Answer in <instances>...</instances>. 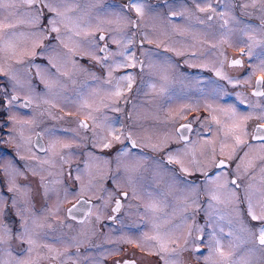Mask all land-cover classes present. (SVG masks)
Masks as SVG:
<instances>
[{"label": "flooded vegetation", "instance_id": "obj_1", "mask_svg": "<svg viewBox=\"0 0 264 264\" xmlns=\"http://www.w3.org/2000/svg\"><path fill=\"white\" fill-rule=\"evenodd\" d=\"M178 1L186 4L189 2V0H161L158 3ZM207 1L213 9L206 14L208 18L213 19L214 9H218V6L222 8L225 0ZM229 1L234 13L239 16L242 13L239 9L240 0ZM35 5L36 10L39 8L41 13L36 31L25 27L24 13L20 10L13 12V0H3V5L0 6V23L4 26L0 29V37H4L0 38V237H3V241L0 242V264H19L21 259L25 261V264H123L124 261L134 262V264H165V261H170L171 264H205L206 262L217 264L214 253L211 256L208 255L209 244L215 245L217 240L222 243L224 257L235 258L234 256L241 251L239 247L247 246L248 249L250 248L249 259H253V264H264V249L257 244L256 236L241 231L244 223L253 227L264 223V221H252L247 215L245 199L247 197L251 200L254 210L257 215H260L261 210L264 209V145L254 141L252 137L255 128L264 124V120L258 115L260 108H256L254 112L251 105L264 107V97L252 94L256 88L257 79L264 75V72H258L252 80H247L238 87L244 96L241 99L242 102L235 103V107H232L230 103L232 98L230 82L220 76L217 82L225 87L223 89L225 94L220 100L213 90L200 89L204 90L201 91L202 98L211 94L210 105H207V108L200 106L198 109H190L187 116L178 117L176 115L178 106L174 100L179 95L176 97L174 92H170L166 73L164 68L160 67L158 82L164 92L161 100L162 121L165 125V127L162 125L164 150L152 154L151 170L155 174L142 176L139 171L136 175L125 177L122 176L121 170H117L116 166L113 167V163L77 164L76 149H92L97 155L107 157L118 150L122 151L124 145L133 149L132 152L140 146L133 137L135 132L134 127H131L130 112L123 111V114L119 112L118 99L115 101L114 98V104H112L118 111L113 108L107 109L109 113L101 115L95 114L97 113L95 104L91 103L88 108L84 107L89 114L82 112L78 114L71 109L66 111L60 106L55 107L56 104L53 102L45 103L41 107L33 104L34 99L36 100L41 93L44 101L48 76L51 86L50 42L60 46L58 32L52 31V25L47 21L49 10L45 9L41 0H37ZM36 14H38L37 11ZM168 16L173 19L179 17V13L168 12ZM260 16L261 19L252 14L245 17L249 22H257V25L264 26V8ZM228 18L230 23L232 17L228 16ZM6 21H9L10 25L12 23L15 25L7 27L9 23L6 25ZM108 24L105 28L94 29V44L90 42L91 36L88 39L91 47L95 49L96 57L88 50H86L88 53H84L83 50L73 52L78 55L77 59L80 63L87 69L97 70L99 76L106 74L105 65L111 62V57L108 56L105 59L104 53L100 52L99 48L107 46L109 52L114 48L113 42L108 39ZM225 26L227 25H224V28ZM236 27L237 24L232 29L236 31ZM137 33L139 36L137 43L140 47L143 45L151 51H159L161 54L165 52L175 56L176 50L169 46L162 47L156 39L144 38L142 34L140 35V30H137ZM75 34H80V31L75 29ZM229 34L237 41L241 39V34L237 31L236 34ZM6 36L8 37L5 38ZM101 36L104 37L103 40H100ZM17 39L19 42L15 43ZM24 45L30 47V54L24 49L15 56L7 53L9 48L15 49L17 46ZM228 46L230 48H226L228 59L225 68L227 72L243 76L246 69L250 67L245 47L241 45V42L237 49L236 46ZM37 54H41V58L37 57ZM175 59L178 65L180 63L184 69L188 68L186 73L202 71V67L198 65L192 66L183 59L179 60L177 57ZM233 60H239L241 64L234 65ZM137 61L136 68L143 74L144 67L142 68L139 61H142L144 65L147 57L143 55L140 57L137 53ZM82 64H79L78 73L84 72ZM206 69L210 74L209 78L217 80L214 77L213 68ZM44 71L46 82L42 79ZM57 75H60L59 70ZM22 87L30 92L22 93L20 90ZM205 91L208 92L207 95ZM33 95L37 97L34 98ZM128 96L130 97L125 105L129 109L133 97L130 94ZM12 97L16 99L13 100ZM221 100L223 102L219 105L218 101ZM233 108L238 112L237 118L241 117L245 133H247L242 144L236 143L235 134L229 131L232 129L230 124L227 126V120L231 119ZM219 110L225 113L219 116ZM55 111L62 117L54 118ZM170 112L175 114L172 119H170ZM249 114H251L250 118L244 120V117ZM203 116L208 117L206 122L209 121L211 126L205 128L204 133L213 134L210 141L206 142L208 151L214 152L213 161L208 164L209 168H204L203 162L200 166L198 165L204 149L196 133H200V127L205 125L200 121ZM81 123H86L88 128L80 127ZM187 124H191V129L187 138L182 140L177 134V129ZM74 133H78V136ZM81 135H84L86 140L84 145L82 142L76 144L74 140ZM114 135L119 136L120 139H115ZM59 138L62 139L59 140ZM89 138L90 141H87ZM95 141L101 142L100 145L94 143ZM105 141L109 144L108 147H104ZM132 142H135V148L131 147ZM62 144L67 145L68 148L66 149L67 162L54 168H43V155H48L57 164H59V158L64 160L65 152L60 149L58 151L59 145ZM52 145H55L54 150ZM169 153L173 154L179 162L169 163ZM220 161L225 163V168L217 167ZM187 163L191 165V171L185 172L183 169H186L184 167ZM13 165L15 168L12 167ZM103 165L108 166L99 168ZM206 176L210 178L207 182ZM214 176H218L219 179H211ZM232 180H236L238 188L231 184ZM209 181L214 188H209ZM82 188L83 192H81ZM144 192L156 193L160 198L158 201L147 204L142 196ZM193 192L196 195V202L186 197L191 196ZM210 192L218 197L215 199L216 208L212 211H210ZM124 193H127L126 197ZM117 200L121 205L118 210H116ZM13 201H15L14 205ZM82 201H88V204L79 207ZM183 204L186 205L187 212L191 214L195 212L196 217L190 222L194 227H200L202 230L194 231L184 239L181 238L182 235L178 230L172 236H161V238L153 233H151L153 235L146 233L150 225L158 231L170 229L165 220L148 223L147 211H152L159 216H173L174 222L177 223L180 206ZM73 205H77L79 210L74 216H70L68 209ZM44 209L48 210V217H45ZM211 215L213 216L210 218ZM220 216L229 218L236 236H229L228 222L225 231L216 234L212 232V219L221 222ZM5 227L11 230V236L4 235ZM25 228L27 231L20 238ZM207 229H210L211 234L207 233ZM220 229L223 228L220 227ZM238 232L242 233L239 243ZM62 233L64 237L72 236V240L70 239L72 243L64 249L58 245L56 249L51 246V241H56ZM200 236L204 237L203 241L199 239ZM47 243L51 248L52 256L45 254V251H48ZM161 243L166 245L167 251L160 250ZM197 247L201 251L197 252L195 250ZM65 248L74 254L71 256L75 261L68 260V250ZM230 258L226 264H230Z\"/></svg>", "mask_w": 264, "mask_h": 264}, {"label": "rangeland", "instance_id": "obj_2", "mask_svg": "<svg viewBox=\"0 0 264 264\" xmlns=\"http://www.w3.org/2000/svg\"><path fill=\"white\" fill-rule=\"evenodd\" d=\"M41 1L42 5H48L45 6V9L49 10L47 21L49 22L52 18L56 19L55 27L59 29L58 36L60 46L54 45V42H50L49 54H51V65H55V67H52L50 74L52 77L50 79L51 86L49 76L47 80L48 82H46L44 71L42 79L43 81L45 80L44 82L47 84L45 86L46 95H44L43 101L42 93L39 94L38 97L34 96V92L36 91L33 89V96L34 98L37 97L36 100L34 99L33 104L41 107V105H45V103L53 102L56 104L55 107L60 106L66 111L71 109L78 114H81V112L89 114V111L84 107L88 108L91 103L95 104V112H97L95 114L101 115L109 113L107 109H116V106L112 104H114V98L115 101L118 99L119 112L122 114L123 111L130 112L132 119L131 127H134L133 131L135 132L133 137L136 138V141L140 146V148L133 151L135 152L133 153V149H130V147L127 148L124 145L122 146V151L118 150L107 157L97 155L92 149H76L75 160L77 164L113 163V167L116 166L117 170H121L122 176L125 177L136 175L139 171H141L140 175L142 176L155 174V172L151 170V163L153 162L152 154L164 150V132L162 126L164 123L162 121L163 114L161 111L163 105L161 100L164 92L161 90L158 82L160 77V67L164 68L170 92H174L173 94L176 95V97L179 95V97L176 98L177 101L174 100V103L178 106L176 113L178 117L187 116L190 109H198L200 106L207 108V105H210L211 94L207 95L208 92L205 91L204 93L207 96L202 98L201 91L204 90L200 89L208 91L210 89L213 90L216 97L220 100L222 95L225 94V90H223L225 87L217 82V78H220V76L225 77L229 82L231 81L230 87L232 88V98L230 103L232 107H235V103L242 102L241 99L244 96L238 87H241L243 82L250 80L249 77H251L252 80L255 74L258 72H264L259 68L261 60L264 59V26L257 25V22H249L246 20L248 18L245 17L252 14L254 17L261 19L260 14L264 8V0H240L239 9L242 13H240L239 16L234 13L230 1L225 0L222 8L218 6V9H214L213 13L215 14L213 19H209L206 14V12L213 9L207 0H189L187 4L185 2L182 3V1L172 3L165 2L161 4L158 3L161 2V0H138L139 3L143 4V12L141 15H138L135 9L129 6V0ZM243 5H247V7H242ZM13 6V12H18V10H20L21 13L25 14L24 21L26 28H32V31L35 29L38 30L37 26L40 17L37 23H31L33 17L38 15L36 14L35 3L28 5L25 0H13ZM50 7L55 8L57 11H51ZM201 8L204 10L201 11ZM57 12H59L60 15H57ZM168 12L179 13V17L171 19L168 16ZM221 13H223V15H221ZM228 16L232 17L230 23ZM225 21H227V23H225ZM133 22H136V26H134ZM8 23L9 21H6V25ZM106 24H108L107 28L109 27L108 39L113 42L114 48L111 47L113 49L110 50V53L112 54L110 55L111 62H108L107 65H105V67H107L105 71L106 74L104 76H99L97 70L92 68L87 69L82 63H80L79 59H77L79 58L78 55L73 52L76 50H83L84 53L90 52V54L96 57L95 49L91 47V43H95V41H93L94 29L105 28ZM235 24H237L236 31L241 34V39L239 41L235 40L234 36L229 34H236L235 29H232ZM11 25L15 24L12 23ZM224 25H227L225 26L227 30L224 28ZM75 29L80 31V34L74 35ZM137 30H140V35L142 34L144 38L156 39L162 47L169 46L176 50L175 56L166 54L165 52L161 54L159 51H151L150 49H146L143 45L140 47L137 43V38L139 37ZM31 34L35 35L36 33ZM7 37L8 36L5 38ZM89 37L91 43L88 41ZM18 42V39L15 40V43ZM240 42L241 45L245 47V53H251V55H246L250 67L246 69L243 76L229 71L227 72V69L225 68V63L228 59L226 48L229 49L230 46L228 45H232L236 46L237 49ZM152 44L156 45L155 42H152ZM54 46L55 48H53ZM22 49L29 51V54L31 52L30 47L24 45L20 47L17 46L15 49L9 48L7 53L15 56ZM86 50H88V52ZM120 52L134 54V59L136 61L137 53L140 54V57L141 55L146 56L147 62H144V68L142 67L143 74L138 72L136 64L134 67L131 66V61L126 62L129 64L128 67H115L116 63H125L124 57L117 54ZM37 57L41 58V54H37ZM175 57L179 60L183 59L186 63H189L192 66L197 67L198 65L202 67V71L194 72L193 74L186 73V69L188 68L184 69L180 63L178 65ZM79 64L83 65H81V67L84 72L78 73ZM208 67L213 68L215 73L214 77L217 80L209 78L210 74L206 69ZM57 70H59L60 75H57ZM217 73H219V75H217ZM125 76L132 77L130 89L127 87L128 82L120 79ZM117 84L120 85V96L112 94L115 91V86ZM172 85L176 86L174 87ZM20 90L22 93L29 91H26L23 87L20 88ZM129 94L133 98L131 97L132 103L131 107L128 109L125 104L128 103V97H130L128 96ZM222 102V100L220 102L218 101V104L221 105ZM223 113L225 112L219 110L218 115L220 116V114ZM237 113L238 112L236 111L235 121L232 118L227 120V126L230 124L233 129L234 123H239L241 127L232 131V134H235V136L239 135L241 136V139L244 140V137L246 136L244 123H242L241 117L237 118ZM174 115L173 112H170V119H172ZM53 117L57 119L62 116L55 111ZM207 118L208 117L204 116L200 118V121L202 122L201 124L205 125L200 127V133H196L199 143L202 144L204 149L200 155L201 158L198 165L200 166V163L203 162L204 168L208 167L209 162L213 161L214 158V152H209L206 145V142L210 141L211 135H213L204 133L205 128L211 127L209 121L206 122ZM121 125H123L122 122ZM74 134L78 136V133ZM62 138H59V140ZM121 138L123 140V136H121ZM74 140L76 144L82 142L84 145L86 142L84 135H81L80 138L75 137ZM87 141H90V138L89 140L87 139ZM96 142L97 141L94 143ZM100 143L101 142L96 144L100 145ZM59 149L65 152L64 160L59 158V164H57L49 158L48 155H43V168H54V166H59L67 162V145H59L58 151ZM106 166L108 165L99 166V168ZM190 166L191 165L187 163L184 168L190 170ZM110 174H112V172H110ZM208 186L209 188H214V186L210 185V181L208 182ZM142 196L147 204L152 201H158L160 198L157 197L156 193L147 194L144 192ZM210 196V211H212L215 210L217 204H215L216 200L212 199L213 193L210 192ZM186 197L191 198L192 201L196 202V195L194 192L191 196L187 195ZM180 207L181 209L180 212L178 211L179 217L177 223L174 222L173 216H159L152 211H147L148 223L159 221L160 219L162 221L165 220L167 222L166 224H169L170 229L168 230L165 228L158 231L149 224L150 226L146 233L148 235L153 233L155 236L161 238V236H172V234H175L176 230H178L179 234L182 235L181 238L184 239L187 236H190L192 232L202 230L200 227H194L190 222V220L195 219V212L193 211L192 214L187 212L185 204ZM43 213L45 214V217L49 216L47 209H44ZM212 216L213 215H211L210 218ZM226 218V216H220V219H222L220 220L221 222L212 219V232L215 234L217 232H222L220 227L225 231L228 222V232H231L232 236H236V232H234V229L231 227L229 218ZM210 232V229H207V233ZM238 234L237 241L239 243L242 239V233L238 232ZM71 238L72 236L64 237L62 233L56 241H51V246L57 249L59 245L64 249L65 246L71 245ZM220 244L222 245V243ZM239 248L241 251L237 253L238 255L234 256L235 258L224 257V259H222L219 254L214 253L213 255H215V259L218 261L217 264H221V259L223 261L222 264H226L229 258L230 264H253V259H249L250 248L248 249L247 246H241ZM47 250L48 251H45L46 256H52L50 253L51 248L49 246ZM66 250H68V260L75 261L71 256L74 254L71 253L69 249ZM203 257L207 258L206 255H203ZM205 264L208 263L206 262Z\"/></svg>", "mask_w": 264, "mask_h": 264}, {"label": "snow or ice", "instance_id": "obj_3", "mask_svg": "<svg viewBox=\"0 0 264 264\" xmlns=\"http://www.w3.org/2000/svg\"><path fill=\"white\" fill-rule=\"evenodd\" d=\"M25 2L28 4V5H32L34 3H37V0H25ZM3 5V0H0V6ZM45 6H48V5H45ZM129 6L131 8H134L136 13L138 15H141L142 12H143V4L139 3L138 0H129ZM242 7H247V5H243ZM50 10L51 11H57L55 8H51L50 7ZM201 11H203L204 9L201 8L200 9ZM37 13L38 15L36 17H33L31 23L35 24L38 22V19H39V15L41 14L40 13V9L37 8ZM57 15H60L59 12H57ZM221 15H223V13H221ZM212 17H209V19H211ZM52 25H53V28H52V31H56L58 32L59 29L57 27H55V24H56V19L55 18H52L50 21H49ZM135 23V22H133ZM225 23H227V21H225ZM4 26L0 25V29H2ZM7 27H12V25H8ZM42 31V30H41ZM2 38V37H0ZM104 37L101 36L100 37V40H103ZM99 51L104 53V58L107 59L108 56L112 55L107 46H104V47H101L99 48ZM118 55L124 57V61L125 63H116L115 64V67L117 68H120V67H128L129 64L126 63L127 61H131V66H135V64L138 62L134 59V54H128L126 52H120V53H117ZM246 55H251V53H245ZM139 63H141V66L143 67V62L142 61H139ZM232 63L234 65H238V64H241V61L239 60H233ZM52 67H55V65H52ZM259 68L261 71H264V59L261 60V64L259 65ZM217 75H219V73H217ZM122 80H126L128 83H127V87L130 89L131 88V83H132V77L131 76H125V77H122L120 78ZM249 79H251V77H249ZM231 82V81H230ZM113 95L115 96H120L121 95V89H120V85L117 84L115 86V91L112 93ZM254 96H257V97H264V75H261L257 81H256V88L254 90V92L252 93ZM13 100H15L16 98L15 97H12ZM30 103V102H29ZM251 107H253L254 109V112H255V109L256 108H260L259 110V117L264 120V107H260L258 105H251ZM116 111H118V109H114ZM251 116V114H249V116H245L244 117V120H247L249 119ZM234 121L236 119V110L235 108L232 109V117H231ZM215 119V118H214ZM80 127L82 128H88V125L86 123H81ZM241 126L239 123H234V127L233 129H230L229 131H235V129H239ZM191 129V124H187V125H181L179 129H177V134L180 136V138L183 140V139H186L187 138V134L188 132L190 131ZM242 131V129H241ZM247 133H245L246 135ZM114 138L119 140L120 137L119 136H115L114 135ZM130 138V137H129ZM253 140L254 141H258V142H261L262 145H264V124H261V125H258L256 128H255V131H254V134H253ZM235 141L237 144H242L244 143V141L241 139V136L239 135H236L235 136ZM109 144L107 143V141H105L104 143V147H108ZM131 147L132 148H135L136 147V144L135 142H132L131 144ZM249 147H252V145H249ZM52 149L54 150L55 149V145H52ZM45 151H48V149H45ZM247 155V153L245 154ZM168 162L169 163H173V162H179L176 157L169 153L168 154ZM13 168H15V166L13 165L12 166ZM218 168H225L226 165L223 161H220L219 164L217 165ZM185 172L187 171V169H183ZM77 179H79V177H77ZM210 178L209 177H205V181L207 182ZM211 179L213 180H218L219 177L218 176H214L212 177ZM231 184L233 185H236V187L238 188L239 185L236 184V180H232L231 181ZM193 187H195L193 185ZM84 189L82 188L81 189V192H83ZM234 195V193H233ZM124 196L126 197L127 196V193H124ZM212 199H218L217 196L213 195ZM245 199L247 200V215L251 218L252 221H264V209L261 210V214L260 215H257L256 211L254 210L253 208V205L251 203V200L248 199L247 197H245ZM117 209L118 210L121 205H120V202L119 200H117ZM15 204V201H13V205ZM88 204V201H82L81 202V205L79 207H82L83 205H86ZM79 207L77 205H73L72 208L68 209V214L70 216H74L75 213L79 210ZM237 211H239V209H237ZM23 227V226H22ZM27 229H23V231L21 232V237H23L24 233H26ZM221 231H223V229H221ZM241 231H245V232H248L250 235H255L256 236V242L257 244L262 248L264 249V223H260L258 225H256L255 227L247 224V223H244L242 224L241 226ZM231 232H229V236H231ZM4 235L5 236H11L12 233H11V230L7 227L4 228ZM200 240L203 241L204 237L203 236H200L199 237ZM3 241V237H0V242ZM209 247H210V252H209V256H211L213 253H217L219 254L220 257H224V251H223V246L220 244L219 240H217L215 242V245H212L211 243L209 244ZM160 250L161 251H167V248H166V245L164 243H161L160 244ZM197 252L201 251V249L199 247H197L195 249ZM19 264H25V261L23 259H21L19 261ZM123 264H134V262H130V261H124ZM165 264H171L170 261H165Z\"/></svg>", "mask_w": 264, "mask_h": 264}]
</instances>
